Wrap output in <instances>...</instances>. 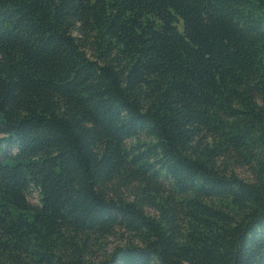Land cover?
<instances>
[{"label":"trees","instance_id":"trees-1","mask_svg":"<svg viewBox=\"0 0 264 264\" xmlns=\"http://www.w3.org/2000/svg\"><path fill=\"white\" fill-rule=\"evenodd\" d=\"M0 264H264V0H0Z\"/></svg>","mask_w":264,"mask_h":264},{"label":"rangeland","instance_id":"rangeland-1","mask_svg":"<svg viewBox=\"0 0 264 264\" xmlns=\"http://www.w3.org/2000/svg\"><path fill=\"white\" fill-rule=\"evenodd\" d=\"M237 173L240 174V175H244L243 171H237Z\"/></svg>","mask_w":264,"mask_h":264}]
</instances>
